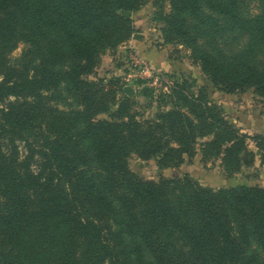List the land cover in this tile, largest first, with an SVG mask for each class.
Here are the masks:
<instances>
[{
	"label": "trees",
	"instance_id": "1",
	"mask_svg": "<svg viewBox=\"0 0 264 264\" xmlns=\"http://www.w3.org/2000/svg\"><path fill=\"white\" fill-rule=\"evenodd\" d=\"M144 3L0 0V264H264V189L215 191L188 175L174 189L129 168L133 153L182 164L211 134L207 145L236 166L253 163L248 141L264 162V135L239 134L203 99L139 121L129 98L116 102L105 81L90 82L101 50L131 34L124 13ZM202 5L240 20L238 0H173L169 33L186 35L185 16ZM250 22L264 33V17ZM20 43L38 56L33 74L8 63ZM191 47L225 93L254 88L264 98V70ZM52 94L76 108L52 106ZM111 105V120L98 119Z\"/></svg>",
	"mask_w": 264,
	"mask_h": 264
},
{
	"label": "rangeland",
	"instance_id": "2",
	"mask_svg": "<svg viewBox=\"0 0 264 264\" xmlns=\"http://www.w3.org/2000/svg\"><path fill=\"white\" fill-rule=\"evenodd\" d=\"M238 1L239 21L202 5L198 12L185 16L186 35L178 37L176 33H169L173 0H145L138 10L126 17L131 28L127 39L101 50L99 66L89 78L90 82L100 85V80L105 81V92L109 98L114 93L116 102L129 98L133 102V114L139 121L154 120L175 106L184 111L191 110L194 98H200L239 134L264 135V98L259 97L254 88L225 93L203 72L191 47L195 45L240 71L247 68L264 70V33L250 22L264 17V0ZM258 27H264V24ZM8 63L33 74L39 60L30 45L20 43L9 55ZM128 88L132 96L127 95ZM64 89L63 96L66 97V86ZM52 96V106L69 111L76 108L73 99L69 100L74 104L71 107L57 101L60 100L58 95ZM111 108L110 113L102 114L98 119L111 120L116 106L111 105ZM214 139V134L198 138L195 156H185L182 164L163 168L157 159L144 160L133 153L128 160L129 168L147 181L168 180L174 189L186 175L202 187L215 191L240 187L264 189V162L255 143L248 141V149L254 154L252 165L236 166L225 160L222 150L207 145Z\"/></svg>",
	"mask_w": 264,
	"mask_h": 264
},
{
	"label": "water",
	"instance_id": "3",
	"mask_svg": "<svg viewBox=\"0 0 264 264\" xmlns=\"http://www.w3.org/2000/svg\"><path fill=\"white\" fill-rule=\"evenodd\" d=\"M124 16L129 18L130 17V12H125ZM126 93H127L128 96H132V92H131V90L129 88L126 90Z\"/></svg>",
	"mask_w": 264,
	"mask_h": 264
}]
</instances>
